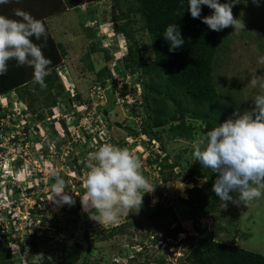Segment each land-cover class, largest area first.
Here are the masks:
<instances>
[{"label":"rangeland","instance_id":"obj_1","mask_svg":"<svg viewBox=\"0 0 264 264\" xmlns=\"http://www.w3.org/2000/svg\"><path fill=\"white\" fill-rule=\"evenodd\" d=\"M15 2L10 0L8 5ZM124 5L125 0L93 1L46 19L52 36L62 42L67 54L57 69L62 86L57 103L45 109L37 105V112L45 118L36 122V135L34 132L30 133L32 137L23 135L21 128L14 124L23 117L34 119L35 114L27 109L25 102H20L15 95L11 99L6 94L0 95V109L15 108L10 117H3L4 129L0 130V220L5 224L4 233L12 229L10 233L20 242L35 241L34 247L25 245L23 249L12 243L13 261L38 264L46 257L55 261L54 241L57 240L81 244L78 261L74 264H185V257L193 246L190 237L196 234L197 227L211 228L213 220L224 228L218 239L264 254V196L248 206L227 201L225 207L222 201L210 214H203L187 203L188 188L194 183L201 186L203 182L195 173L192 174L194 182L184 179L190 171L204 170L194 161L192 149V144L205 133L203 122L185 117L193 129L190 139L170 138L166 135L169 124L155 129L158 139L140 133L148 95L144 79L141 74L127 77L117 74V69L123 68L119 46L113 44L117 35L107 32L113 26V17ZM41 8L38 0H19L15 9L33 16ZM82 15H86L84 20ZM87 16L100 22L98 26L91 24L94 28L91 30L96 32L93 37L78 25L80 20L83 25L90 23ZM234 17L242 20L245 28H224L214 77L218 81L221 105L243 112L254 107L253 99L259 92V88L250 83L253 72L257 76L264 75V64L259 62L264 56V33L253 24H259L264 10L253 4L239 3ZM129 19L142 59L151 61L153 55L147 32L138 30L140 15L130 14ZM105 25L110 27L106 30ZM124 44L127 46L128 42ZM106 54L110 59H105ZM104 66L111 77L103 74L106 83L101 86L97 72ZM75 93L80 94L78 99L73 97ZM117 123L132 127L138 134L129 135ZM105 142L134 152L142 161L143 175L154 190L144 193L139 211L134 209L128 215L121 214L116 223L101 225L82 210L80 196L75 193L84 194L82 178L88 170V154ZM164 163H175L172 171L170 168L161 171L159 164ZM53 168L60 172L65 185H69V191L65 187L63 191L73 196L75 206H58L50 201L54 195L51 187L54 180L49 179L48 173ZM12 185L19 189L15 194L11 193ZM28 187L31 191L24 190ZM231 195L235 198L237 194ZM72 207L77 208L76 212L69 211ZM144 207L158 213L154 222L142 215ZM1 210L12 211V214L5 217ZM85 229L90 234L88 239L83 236ZM139 243L141 246L135 245ZM136 249L143 254L137 256Z\"/></svg>","mask_w":264,"mask_h":264},{"label":"trees","instance_id":"obj_2","mask_svg":"<svg viewBox=\"0 0 264 264\" xmlns=\"http://www.w3.org/2000/svg\"><path fill=\"white\" fill-rule=\"evenodd\" d=\"M38 1H40L42 8L40 11L34 12L33 17L44 22L47 30V40L46 42L43 38L36 40L34 37L33 40L42 47L44 55L51 60L49 65L50 75L45 77L46 87L41 88L38 83L34 82L32 68L27 66L18 67L15 60L8 62L7 72L0 76V95L6 94L10 99L11 96L15 95L20 102H25L27 109L33 115L35 114L34 119L25 118L24 127L21 129L23 135L27 134L29 137H32L31 132H36V122L45 118L43 114L37 112L38 103L40 105L39 108H52L57 103V97L62 89L57 69L63 63L62 61L67 51L62 42L55 40L52 36L46 19L69 8H76L84 3L99 0ZM125 1L124 9L114 16L111 22L117 37H122L125 42H128L127 52L121 57L123 68L121 70L117 69V74H124L126 77L136 74L139 76L141 74L140 76L144 79V88L148 93L144 102L146 113L141 117L142 126L140 133L152 135L154 139H158V130L155 129L169 124L166 135L170 138L190 139L193 135V129L185 120V117L203 122L206 132L214 127L216 123H222L225 119L232 116L234 110L221 105L220 93L217 88L218 81L214 77L215 61L219 56V43L222 41L224 29L218 32L213 31L203 22V17L210 15L213 10L207 5H201L200 18H193L188 10L187 0ZM219 2L225 3L228 0H219ZM239 3L253 4L264 10V0H258V2H254V0H239L232 7L233 15L237 12ZM16 5L18 6L17 2H15V5L0 4V14L10 18L15 16ZM130 14L140 15L141 22L138 30L140 28L147 32L150 52L153 55L151 61H144L140 55L141 50L134 39L133 29L129 23L131 21L129 19ZM85 16L82 15L83 20ZM87 18L89 17L87 16ZM123 19H125L124 22L118 23V21ZM83 20H80L78 25L84 31L89 32L90 37L95 36V30H91L93 28L92 25L98 26L100 22L95 18H89L91 22L89 26H86L82 24ZM132 23L136 24L137 22L133 21ZM171 23L177 24V28L184 39V44L174 51H169L170 44L163 37L166 26ZM253 24L259 31L264 33V17L259 20L258 25ZM85 57L89 58L88 52ZM109 57L108 54L105 55V59ZM91 67V62H88V68ZM103 74L107 78L109 75L111 77L106 66L97 72L101 86L106 83L103 80ZM73 97L78 99L80 94L75 93ZM88 103L91 104V101ZM14 109L8 110V113L10 115L14 114ZM4 113L5 111L0 109V119L6 116V113ZM181 115L184 117L178 122L171 123L169 121L171 118ZM61 123H63V120ZM117 125L125 129L129 135L138 134V131L130 126H122L120 123H117ZM3 129V122L0 120V130ZM14 139H16L15 134ZM74 162L76 163V160ZM159 165L161 171H163L162 168H170V171H172L171 169L175 163ZM193 173L198 178L203 179V182L201 186H196V183H194L193 187L188 188L187 192L190 198L187 203L193 206L194 209L201 210L203 214L213 213L222 202L212 191L215 174L210 169L204 168V170L200 169L195 172L190 171L184 179L187 182H194ZM65 189L69 191V185H66ZM24 190L31 191V188L28 187ZM15 191H19V189L13 186L12 193L15 194ZM15 203H17V200ZM76 210V207L69 209V211L73 212H76ZM141 212L151 222H154L155 218L159 216L156 211L152 212L149 207H144ZM1 213L5 217H9L12 211L1 210ZM212 222L211 228L207 229L204 227L199 229L197 227L196 234L190 237L189 240L193 246L185 257V264H264V254L218 239L217 237L224 228L221 227V224H217L215 220ZM4 231L5 224L3 220H0V264H20L13 261L10 246L13 243V245L22 249L25 245L34 247L35 241L20 242L18 238L10 233L12 229L7 233H4ZM89 235V231L85 229L83 231L84 238L88 239ZM54 242L55 255L53 252V256L55 261L46 257L38 264H74L78 261L81 244L77 242L71 245L66 242L60 243L57 240ZM140 244L135 245L141 246ZM135 254L139 256L143 252L136 249ZM131 258H135V256ZM159 262L163 261L159 260Z\"/></svg>","mask_w":264,"mask_h":264},{"label":"clouds","instance_id":"obj_3","mask_svg":"<svg viewBox=\"0 0 264 264\" xmlns=\"http://www.w3.org/2000/svg\"><path fill=\"white\" fill-rule=\"evenodd\" d=\"M9 2L0 0V4ZM16 2L19 3V0ZM238 2L187 0V7L193 18H200L201 5L211 8L212 13L204 16L203 22L213 31L218 32L230 26L233 30H244L243 21L234 17L232 12V7ZM14 12L19 19L0 14V76L7 72L8 62L15 60L18 67L32 68L34 82L45 88L51 60L33 40V37L36 40L43 38L46 42L45 24L22 9H15ZM89 24L85 23L86 26ZM107 32L116 35L112 25ZM163 37L170 44L169 51L184 44L176 23L166 26ZM116 38L113 44L119 46V57H122L127 52V46L124 38ZM259 62L264 64V56L259 58ZM250 83L254 88H259L253 99L254 107L243 112L235 110L232 116L222 123H216L192 144L194 161L215 174L212 191L224 202L225 207L227 201L248 206L264 196V75L257 76L253 72ZM5 113L6 116L10 115L8 110ZM0 120L5 123L4 118ZM19 120L14 124L22 129L25 118ZM86 167L88 170L82 178L84 194H75L80 196L82 210L101 225L116 223L121 214L128 215L134 209L139 211L144 193L154 190L143 175L142 161L127 147L105 142L88 154ZM48 177L54 180L51 186L54 195L50 201L58 206L74 205L73 196L63 191L66 185L60 172L53 168ZM231 193H236V197Z\"/></svg>","mask_w":264,"mask_h":264},{"label":"water","instance_id":"obj_4","mask_svg":"<svg viewBox=\"0 0 264 264\" xmlns=\"http://www.w3.org/2000/svg\"><path fill=\"white\" fill-rule=\"evenodd\" d=\"M183 117H184V116L181 115V116L173 117V118H171L170 120H171L172 122H174V121H179V120H181Z\"/></svg>","mask_w":264,"mask_h":264}]
</instances>
